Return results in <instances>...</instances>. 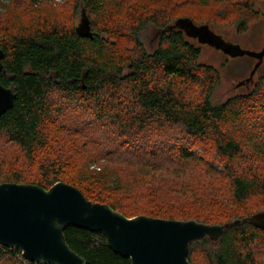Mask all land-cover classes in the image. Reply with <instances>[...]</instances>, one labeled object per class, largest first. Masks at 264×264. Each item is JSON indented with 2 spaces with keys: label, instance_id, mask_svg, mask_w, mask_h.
<instances>
[{
  "label": "trees",
  "instance_id": "trees-1",
  "mask_svg": "<svg viewBox=\"0 0 264 264\" xmlns=\"http://www.w3.org/2000/svg\"><path fill=\"white\" fill-rule=\"evenodd\" d=\"M15 1L0 0V6ZM46 1L24 0L36 13L33 19L25 21L17 15L0 19L4 51L0 84L17 94L13 107L0 116V140L17 150L10 161L0 157V184L49 189L57 182L68 183L89 200L107 203L128 217L195 219L208 224L241 219L217 240H193L189 261L264 264V228L247 220L264 210L245 215L236 211L250 199L264 197V176L250 164L264 158V114L259 113L264 110V78L251 93L214 103L220 72L200 60L201 48L191 40L195 37L178 23L189 20L211 29L217 21L175 13L191 3L199 8L218 5L225 20L236 16L240 30H245L257 15L255 0H164L153 11L143 5L126 7L118 0H72L73 12L79 6L85 10L92 38L76 31L80 22L68 24L35 7ZM126 8V24L118 22L114 15H122ZM149 26L156 29L152 41L146 37ZM58 117L65 118L66 127L72 126H59L60 132L89 138L109 164L92 168L99 165L98 156L67 169L66 156L51 149L56 140L50 130ZM57 145L58 151L65 150ZM117 165H135L137 175L123 179L118 169L126 168ZM219 175L224 186L221 180H213ZM191 186L202 192L196 194ZM111 192L135 202L134 195L146 196L148 205L136 211ZM184 200L204 205L211 214L182 209L179 203ZM220 210L219 216L212 215ZM64 233L71 249L87 264H131L130 258L109 247L101 231L68 225ZM0 264L38 263L0 244Z\"/></svg>",
  "mask_w": 264,
  "mask_h": 264
},
{
  "label": "water",
  "instance_id": "water-1",
  "mask_svg": "<svg viewBox=\"0 0 264 264\" xmlns=\"http://www.w3.org/2000/svg\"><path fill=\"white\" fill-rule=\"evenodd\" d=\"M178 25L200 42L213 43L233 55L248 53L223 41L207 25L195 26L189 20ZM76 31L81 36L93 37L84 9ZM255 55L263 57L264 49ZM3 56L0 48V69L4 70ZM16 97L13 88L0 84V116L13 107ZM247 220L264 228V212ZM242 221L208 224L195 219L128 217L107 203L89 200L68 183L57 182L49 189L37 184H0V244L19 250L26 260L38 264H87L67 243L64 230L68 225L101 231L109 247L130 258L131 264H192L188 256L193 240H217L227 227Z\"/></svg>",
  "mask_w": 264,
  "mask_h": 264
},
{
  "label": "rangeland",
  "instance_id": "rangeland-1",
  "mask_svg": "<svg viewBox=\"0 0 264 264\" xmlns=\"http://www.w3.org/2000/svg\"><path fill=\"white\" fill-rule=\"evenodd\" d=\"M119 2H125L126 7L129 5L135 6V8L140 9V5L146 6L149 10L153 11L154 8H157L158 6H162V2L164 0H118ZM175 2L178 0H174ZM22 3L17 4V0L13 3L5 2L2 6H0V19L5 18H14L15 15L19 16L20 18L24 19L25 21L33 19L36 15L34 12L33 14L28 9V3L23 1H20ZM72 0H47L46 2L37 5V9H40L41 12L44 14H54L57 16L58 19L63 20L67 22L68 24L77 21V24L80 22L81 19V10L82 7H78L76 11L73 12L71 3ZM160 2V3H159ZM166 2V0H165ZM174 3V2H173ZM254 11L256 12V16L252 18V20L249 22L247 28L245 30H240L237 21L235 20L236 16H230L225 20L223 18V15H221V11H219L218 5H213L212 7L207 8H199L195 6L193 3L187 5L185 8H181L180 10H176L178 12L177 14L181 13H191L195 15L197 18H202L203 20H206V18L211 17L216 19V23L211 24V29L214 33L221 36L223 41L227 43H231L234 45L239 46L242 50L248 52L244 54L239 55H233L229 52H227L223 48L216 47L213 43L210 42H200L199 39L191 38L192 42L196 43L201 48V54H200V60L205 63L212 65L216 67L221 75V84L215 89L212 101L216 104L222 103L226 99H228L231 96L237 95V94H248L251 93L256 86L258 85V81H260L262 78H264V56L259 57L255 54L261 53L264 49V0H255L254 1ZM10 4V5H9ZM166 4V3H165ZM174 6V5H173ZM175 8V6H174ZM39 11V12H40ZM128 9L126 8L122 15L115 14L114 17L118 22H123L126 24L128 17H127ZM40 15V13H37ZM235 20V21H234ZM153 26H149L148 30H151V33L149 31V36L147 35V41L153 40V35L156 33V29L153 30ZM262 97L261 100L264 102V88L262 89ZM195 93V91H193ZM260 112H263L264 110H260ZM69 114V112H68ZM71 115V114H70ZM71 118L75 119L74 115H71ZM65 119V118H64ZM63 117L56 119L55 124L53 123V129H51V136L52 139L56 140L58 144L65 148V150L58 151L59 147L57 145V142L54 141L51 144V149L55 152L53 154H58L59 152L66 156V160L68 162L67 169L76 168L79 166L81 162L84 161V159H90L92 157H98L99 156V165H92V168L98 169L97 166L109 164L107 163V159L105 158V155L101 154L99 152H102L99 150V148L92 142L89 138L88 140L85 139L82 136L78 135H71L67 133L66 131H61V128L67 129L68 127L72 126H65ZM59 126L61 128H59ZM58 132L60 133H57ZM83 130L79 129V134L81 135V132ZM59 136H61L66 142L68 141L71 148H69L67 145H65L62 141L59 142L58 139ZM58 147V148H57ZM16 148L10 145L6 140L1 139L0 140V157L6 159L7 161H10L16 156ZM65 151V152H64ZM104 153V152H102ZM247 154V153H246ZM247 157H251V154H247ZM118 162V161H115ZM256 171L261 173L264 176V158L263 157H257L254 159L253 163H250ZM117 165V168H126V169H118L120 172L119 174L122 175L123 179H127L133 175L132 173H136V167L135 165H129L125 167L124 165ZM168 166V165H167ZM137 175V173H136ZM139 176V175H138ZM140 178H142L140 176ZM145 180H149L148 176ZM213 180L215 182L220 181V175L217 177H214ZM224 181L221 180L222 186H224ZM193 182L190 183L192 185ZM192 188L195 189L196 194L201 193L202 191L199 190L197 186ZM106 195H109V193L104 192ZM111 195L113 197L120 198L122 200V203L125 205H128L130 207L136 208V211H143V208L146 207L147 204V198L143 195L137 196L136 201L134 199L132 200H126L123 198L119 192H111ZM111 196V197H112ZM199 196V195H198ZM191 198V197H189ZM188 199V198H187ZM186 200V199H185ZM185 200L183 202H180L179 204L182 209L185 210H192L195 212L206 214H211L210 210L206 208L204 205L192 203V205L185 203ZM257 209L264 210V197H254L250 199L244 207L237 208L236 211L239 214H247L250 212H253ZM217 210V209H216ZM224 211V209H223ZM222 212L220 211H213L212 215L216 216V213L219 214ZM264 257V252L262 254Z\"/></svg>",
  "mask_w": 264,
  "mask_h": 264
}]
</instances>
